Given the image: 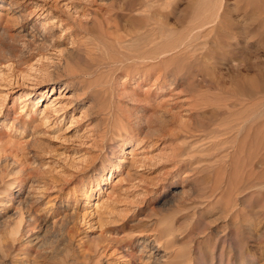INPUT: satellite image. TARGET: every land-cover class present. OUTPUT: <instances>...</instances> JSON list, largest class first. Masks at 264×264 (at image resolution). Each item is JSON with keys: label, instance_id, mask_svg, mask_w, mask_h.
Returning a JSON list of instances; mask_svg holds the SVG:
<instances>
[{"label": "rangeland", "instance_id": "374dc122", "mask_svg": "<svg viewBox=\"0 0 264 264\" xmlns=\"http://www.w3.org/2000/svg\"><path fill=\"white\" fill-rule=\"evenodd\" d=\"M15 1L0 264H264V0Z\"/></svg>", "mask_w": 264, "mask_h": 264}, {"label": "bare ground", "instance_id": "6f19581e", "mask_svg": "<svg viewBox=\"0 0 264 264\" xmlns=\"http://www.w3.org/2000/svg\"><path fill=\"white\" fill-rule=\"evenodd\" d=\"M4 1L5 0H0V3H4ZM152 1V0H151ZM150 1V3H152ZM203 2H205L204 0H202ZM149 2V1H148ZM147 2V4H149ZM202 2V3H203ZM210 2V1H209ZM208 2V0H207V2L206 3H209ZM16 3V1L15 0H10V2L8 3V5L10 6L11 4H15ZM205 3V4H206ZM210 4V3H209ZM16 5V4H15ZM12 6V5H11ZM145 6V5H144ZM151 7H152V5L150 6V5H146V10L147 9H151ZM202 12V11H201ZM150 17V16H149ZM148 17V18H149ZM201 17V16H200ZM203 17V16H202ZM201 17V18H202ZM205 17V16H204ZM208 17H205V18H203V20L202 21H200V22H198L199 24L197 25V27H195L194 29H192V31L190 32V38H192L193 37V39H194V37H196V36H201V35H203V34H206L207 32H209L210 33V31H209V29L207 30V29H205L204 28V26L205 25H209L211 22H212V20H211V22L209 23V21H206V19H207ZM212 18V17H211ZM214 18V17H213ZM209 19H210V16H209ZM150 21H151V19H150ZM147 28H146V30H144V33H142L140 30H138V31H140V34H142V36H143V34H144V36H145V40H146V43H145V45H147V46H150V48H149V50L150 51H153V50H155V49H152V46H153V43L155 42L154 40V38H153V32H154V29L152 28V24H149V25H147L146 26ZM196 28L197 29H200V31L201 32H203L204 30L206 31V33H205V31H204V33H201V32H198L199 34H197V35H193V31H195L196 30ZM208 28H210V27H208ZM213 28V27H212ZM134 30V29H133ZM133 32V31H132ZM136 31H134V33H135ZM129 33H131V32H128V35L125 37V38H118V40H116L115 42H116V44L120 47V49L121 48H123L124 50H126L125 49V45H127L132 39H134V37H132L131 36V34H129ZM133 33V35L134 36H137V35H135ZM139 33V32H138ZM137 33V34H138ZM208 34V33H207ZM140 36V35H139ZM127 38H129L128 39V41H126L127 40ZM139 38H141V36L139 37ZM154 41V42H153ZM141 44H142V42H141ZM144 45V46H145ZM147 46H146V48H145V50H147ZM127 48V47H126ZM143 49H144V47H142ZM153 48H155V43H154V46H153ZM122 49V50H123ZM132 49V48H131ZM152 49V50H151ZM144 50V51H145ZM127 51V50H126ZM150 51H146V54H149L148 52H150ZM129 52H131L130 50H129ZM134 52V51H133ZM135 53V54H134ZM133 53V56H130V57H126V59H125V57L123 58L124 60L123 61H119V62H117V64H120L121 66H123L124 65V63L126 62V61H131L132 60V62H133V64H134V66L136 67H139L138 65H141V63L144 65V64H146L145 66H150L151 67V65H152V61H153V59H155L154 58V56L153 55H145V54H143V52H141L142 54H139V52L137 53L136 51ZM137 53V54H136ZM150 54H151V52H150ZM124 55V54H123ZM122 55V56H123ZM151 61V62H150ZM129 63L127 62L126 64H125V66H127ZM142 66V65H141ZM140 66V67H141ZM144 67V66H143ZM144 69V68H143ZM53 105V102H50L48 105H46L45 106V108L43 109V111H46V110H48L49 109V107L50 106H52ZM48 112V111H47ZM47 115V114H46ZM13 185V184H12ZM6 186H8V187H6V189H9V186H11V185H9V183H7V185ZM21 188H22V186H20V188H19V190L16 192L17 193V196H15L14 198H18V204L19 205H23V203L25 202L24 201V199L20 196V190H21ZM6 193V191L4 190V191H2V193L1 194H5ZM3 197L4 196H0V206H2V200H3ZM12 197V196H11ZM147 245V244H146ZM159 249H160V243H158L157 244V246H156V250H152L151 251V253H150V255L148 256V263L149 264H160V262H162V260H163V258H161L160 256H159ZM138 253L140 254L141 253V250L140 251H138ZM135 255V254H134ZM124 256H129L128 254H126V255H124ZM163 257V256H162ZM151 262V263H150Z\"/></svg>", "mask_w": 264, "mask_h": 264}]
</instances>
